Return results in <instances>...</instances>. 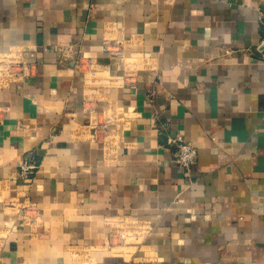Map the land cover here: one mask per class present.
<instances>
[{
	"label": "crops",
	"instance_id": "obj_1",
	"mask_svg": "<svg viewBox=\"0 0 264 264\" xmlns=\"http://www.w3.org/2000/svg\"><path fill=\"white\" fill-rule=\"evenodd\" d=\"M0 61V264H264V0H0Z\"/></svg>",
	"mask_w": 264,
	"mask_h": 264
},
{
	"label": "built area",
	"instance_id": "obj_2",
	"mask_svg": "<svg viewBox=\"0 0 264 264\" xmlns=\"http://www.w3.org/2000/svg\"><path fill=\"white\" fill-rule=\"evenodd\" d=\"M120 42L117 41H105L102 47L103 53L112 57H118L122 49H120ZM1 62V61H0ZM0 64V71H10L14 77H25L32 72V65L28 61L18 63H6ZM94 129L98 131L103 126L100 122H94ZM107 126V125H106ZM174 144L173 161L178 166L184 169H190L195 164L197 158V150L191 142L185 140L182 136H177L171 141ZM38 165L35 162L23 161L20 164L19 174L24 180L31 179L37 169Z\"/></svg>",
	"mask_w": 264,
	"mask_h": 264
}]
</instances>
